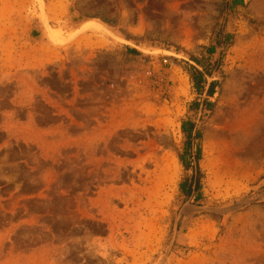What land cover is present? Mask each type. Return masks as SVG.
<instances>
[{"label": "rangeland", "instance_id": "1", "mask_svg": "<svg viewBox=\"0 0 264 264\" xmlns=\"http://www.w3.org/2000/svg\"><path fill=\"white\" fill-rule=\"evenodd\" d=\"M232 1L0 0V264H264V0Z\"/></svg>", "mask_w": 264, "mask_h": 264}, {"label": "trees", "instance_id": "2", "mask_svg": "<svg viewBox=\"0 0 264 264\" xmlns=\"http://www.w3.org/2000/svg\"><path fill=\"white\" fill-rule=\"evenodd\" d=\"M242 3H243L242 0H233L232 1V7L242 5ZM216 48H217V42L214 43L213 45H211L207 49L208 57H206L203 61H197V64H199V66L202 68V70L205 71L208 75H210V71H207L208 63L206 62V59L211 57V55L216 51ZM205 62H206V64H205ZM192 70H193L192 79L194 82V86H195L197 91L201 92L202 91L201 86H203V84H205V77L201 72L197 71L196 69H192ZM214 85H215V83H211L209 85L208 90H207L208 96H212V90H213ZM183 131H185L184 128H183ZM188 134H189V132H188ZM197 155H198V151H197ZM182 186H183L182 188H184L185 184H183Z\"/></svg>", "mask_w": 264, "mask_h": 264}]
</instances>
